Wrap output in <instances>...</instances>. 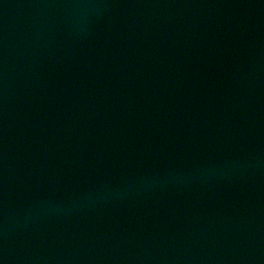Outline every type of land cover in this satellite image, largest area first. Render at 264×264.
Returning <instances> with one entry per match:
<instances>
[{"label": "water", "instance_id": "95a60500", "mask_svg": "<svg viewBox=\"0 0 264 264\" xmlns=\"http://www.w3.org/2000/svg\"><path fill=\"white\" fill-rule=\"evenodd\" d=\"M0 264H264V0H0Z\"/></svg>", "mask_w": 264, "mask_h": 264}]
</instances>
